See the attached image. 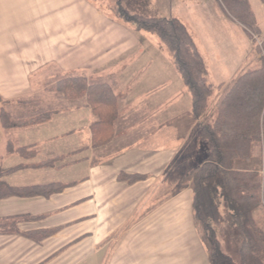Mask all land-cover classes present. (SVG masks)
I'll list each match as a JSON object with an SVG mask.
<instances>
[{"label":"crops","instance_id":"1","mask_svg":"<svg viewBox=\"0 0 264 264\" xmlns=\"http://www.w3.org/2000/svg\"><path fill=\"white\" fill-rule=\"evenodd\" d=\"M194 1L166 0V6L172 8L166 18H175L185 26L204 62L206 81L213 88L204 116L208 117L232 82L260 65L256 40L264 38V32L250 6L257 33H249L234 18H221L217 0ZM187 7L197 16L209 13V17L192 21L186 17ZM180 16L187 24L202 27L201 32L194 26L202 33L199 41ZM110 17L90 0H0L3 101H19L31 94V81L51 66L56 73L76 72L86 81L92 76L108 82L118 106L113 138L97 147L92 146L90 128L98 118L83 98L81 104L65 110L81 114L65 132L76 137L72 146L39 150L38 145L53 144L59 138L38 136L46 121L37 124L34 137L17 136L14 142L18 145L7 140L6 152L22 147L28 152H17L23 160H35L21 166L49 172L65 159V168L71 171L57 179L44 174L32 184L6 181L13 173L5 174L4 181L13 187L52 185L59 189L47 196L0 199V219H19V233H0V264L93 263L107 236L117 235L127 225L106 264H212L210 249L194 219L190 184L155 208L151 197L173 162L197 166L206 158L191 93L170 51L169 58L155 57L148 36L140 35L148 31ZM52 103L58 106V102ZM58 109L46 112H61ZM257 144H261L260 156L253 157L261 159V167L248 168L264 176V143ZM38 153L42 157L37 158ZM133 175L140 177L130 182L121 178ZM262 201L264 207V190ZM143 206L148 211L137 218L136 211ZM226 211L222 204L220 215Z\"/></svg>","mask_w":264,"mask_h":264},{"label":"trees","instance_id":"2","mask_svg":"<svg viewBox=\"0 0 264 264\" xmlns=\"http://www.w3.org/2000/svg\"><path fill=\"white\" fill-rule=\"evenodd\" d=\"M219 1L249 33H257L246 0ZM261 1L264 3V0ZM123 2L125 0H114L112 12L121 21L133 23L138 30L154 32L168 48L191 93L193 115L200 119L199 133L205 146L206 158L197 166L190 165L180 181L181 184H190L194 219L201 223L212 242V264L230 263L229 256L221 250L212 226L221 221L219 208L222 204L228 210V223L237 230L241 240L238 264H264V234L256 227L254 220V212L263 207L264 176L243 164L250 163L253 147L262 141L264 143V54L258 50L261 53L260 65L232 82L218 100L215 117L208 120L204 116L213 88L206 81L204 62L194 49L185 26L175 18L150 17L131 12L122 5ZM262 46L264 49V43ZM60 82L58 88L66 98L85 99L97 116L98 120L90 128L92 146L97 147L110 141L114 136L118 106L112 97L109 83L87 82L81 76H69ZM49 113L37 118L36 122H45ZM32 122L35 123L32 120L27 124ZM25 124L19 120L11 121L0 108V127L12 128ZM17 152L25 155L28 153L22 147ZM177 165L179 163L176 162ZM10 170H3L0 163V199L13 195L47 196L59 189L52 185L10 186L3 179ZM139 177L133 175L121 178L130 182ZM18 221L16 217L0 219V233H19Z\"/></svg>","mask_w":264,"mask_h":264},{"label":"rangeland","instance_id":"3","mask_svg":"<svg viewBox=\"0 0 264 264\" xmlns=\"http://www.w3.org/2000/svg\"><path fill=\"white\" fill-rule=\"evenodd\" d=\"M188 2H195L194 0H185ZM248 5L251 7L257 26L264 32V4L259 0H246ZM171 2V0H170ZM95 3V4H94ZM166 0H125V2L122 3L124 7L129 9L131 12L140 13L146 16L150 17H167L169 15V10L172 13L171 5L166 6ZM93 4L96 5L97 8L103 9L105 12H107L115 21L118 20V18L115 16V14L112 12L114 10V0H94ZM217 8L220 10L221 13L217 12V14H220V17L229 20L232 16L227 12V10L224 8L223 4L217 0L215 3ZM220 4V6L218 5ZM167 8V9H166ZM196 16V17H194ZM201 17H209V13H204L202 15H198L197 13L193 12L190 7H187L186 11V17L192 19V21H196ZM182 21H184L187 24V20H184L185 18L183 16H180ZM122 24H126L127 26L135 27L133 23H126L123 21H120ZM224 22V21H223ZM228 22V21H226ZM198 29L201 31L202 27L195 24ZM191 24H187V29L191 36L194 37V39L199 41L200 35L202 33H197L195 31L194 26ZM202 32V31H201ZM140 35L148 36L146 37L150 44L149 46H152L155 51L152 49L151 52L154 53L155 57H162L166 58V55L168 57V53L170 54L167 47L159 40L158 36L154 32H148V33H141ZM255 37V36H254ZM141 38V37H140ZM143 39V38H142ZM263 39V40H262ZM259 38L256 40V47L258 50L261 51V53H264L263 49V43L264 38ZM146 41L145 39H143ZM148 41V42H149ZM147 42V41H146ZM147 42V43H148ZM148 45V44H147ZM167 52V53H166ZM132 51L127 53L125 57H128ZM169 58V57H168ZM127 58H125L126 60ZM207 60V58H206ZM57 70H54L53 68L47 67L44 70H42L32 81H31V87H32V93L25 96L22 100L14 101V102H5L0 98V108H2L9 116L11 121H22L26 123L25 125L12 127V128H4L6 130H2L0 127V163L3 170H9L8 173H13L12 175H9L6 178V181H12L16 183H23V184H32L37 183L35 181L42 180V176L44 174H47L50 178H59L61 176H64L65 173L70 172L71 170L66 169L65 163L66 160L58 161L54 164L56 168H53L52 171H44V170H37L32 167H26L21 165H28L31 162H34L35 160L28 161V159L23 160L24 158L20 156L17 152H6V144L7 140L11 139L13 141V145L15 144L14 139L16 137H22L23 134L25 136L34 137L33 135L38 134L36 127L39 126L37 124H41L42 122H36V120L39 119L40 116H43L46 114V110L53 109L54 107L59 108L61 112L49 113V117L47 118V123L45 126V129L40 131L38 136L42 135H50L51 136H58L59 138L56 140L57 142L51 143V144H40L38 145V149L40 148H50L52 147H59L60 149H65L68 146H72L74 142L76 141V137L65 134L67 129L70 125H72L73 122L78 121V117L81 116L80 113H71L66 112L65 110H68L70 106L73 105H79L81 104V98H66L61 90H59V83L61 80L68 78L69 76H78L76 75V72L70 75V73H56ZM79 74V73H77ZM117 78V77H116ZM90 80L87 82H101L96 79V77L90 76ZM108 81V80H107ZM63 83V82H60ZM61 85V84H60ZM216 90V89H215ZM214 90V92H215ZM58 100V101H57ZM52 102H58V106H52L54 105ZM56 104V103H55ZM216 107L217 103L211 107L210 112L208 113V120L210 119V116H215L216 114ZM82 112V111H81ZM118 114V113H117ZM45 116V115H44ZM38 118V119H37ZM43 118V117H42ZM117 118V115H116ZM214 118V117H213ZM82 119V117H81ZM34 120L35 123H29V121ZM43 124V123H42ZM35 125V126H34ZM78 139V137H77ZM20 144V143H19ZM258 146V147H257ZM64 147V148H63ZM260 147L261 144H257L252 149V157L250 159V163H243L245 167L253 166L255 167L258 165V167H261V159L258 157H253L255 154L260 156ZM259 148V150H258ZM37 158L42 157V155H37ZM22 158V159H20ZM184 163L180 164L179 166H176V161L173 162V164L170 166L168 171L166 172L164 179L161 181L160 184H158L157 187L154 188L152 192V201H153V207L155 208L156 205H158L161 201L167 198V196L171 197L174 195V193L181 188L185 184H181V177L183 173L189 168V166L192 164V162L183 161ZM65 164V165H64ZM59 165V166H58ZM192 166V165H191ZM58 167V168H57ZM76 168V167H74ZM75 170V169H74ZM7 173V174H8ZM189 184V183H186ZM34 185V184H33ZM149 199V198H148ZM150 200V199H149ZM148 211L143 206L136 212L138 213V217H140V214L142 212L145 213ZM228 213L226 211V214H223L221 216V221L219 224H212L213 228L216 232V239L220 244V247L222 251L227 254L230 258V263L232 264H238V249L241 244L240 237L238 235L237 230L232 227L228 223ZM136 218V219H137ZM132 219V220H136ZM254 220L255 225L257 228L262 230L264 234V207L261 209H258L254 212ZM198 226L201 229L202 233V239L205 243V246H207L208 249H212V242L208 239V232L203 229V226L201 223L196 221ZM129 225L124 226L117 235L115 236H107V240L102 244V248L99 251V256L96 258L94 257L93 263L88 264H106L108 260L110 259V254L112 253V250L118 245L120 242V239L123 238V236H120L123 234V232L128 228ZM100 246V247H101ZM229 263V264H230Z\"/></svg>","mask_w":264,"mask_h":264}]
</instances>
